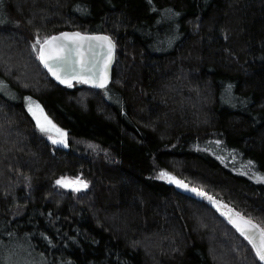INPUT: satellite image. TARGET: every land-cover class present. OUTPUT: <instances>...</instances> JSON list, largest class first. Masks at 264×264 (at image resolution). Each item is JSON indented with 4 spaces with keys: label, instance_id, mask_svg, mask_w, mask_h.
Masks as SVG:
<instances>
[{
    "label": "trees",
    "instance_id": "16d2710c",
    "mask_svg": "<svg viewBox=\"0 0 264 264\" xmlns=\"http://www.w3.org/2000/svg\"><path fill=\"white\" fill-rule=\"evenodd\" d=\"M63 30L113 37L108 87L49 76L31 45ZM0 77L69 138L53 144L0 92V264L10 250L36 264H263L217 204L156 174L264 227V182L206 148L264 173V0H0Z\"/></svg>",
    "mask_w": 264,
    "mask_h": 264
},
{
    "label": "snow or ice",
    "instance_id": "6c2138e0",
    "mask_svg": "<svg viewBox=\"0 0 264 264\" xmlns=\"http://www.w3.org/2000/svg\"><path fill=\"white\" fill-rule=\"evenodd\" d=\"M83 41L106 42L108 47V59L105 62L106 69L107 65L111 62V53L114 47L111 39L106 36H86L82 35L79 32H65L61 33L59 36L44 37L43 39H41L37 35V38L31 45V47L36 53L39 61L44 65L45 68L48 69L49 72L52 73L53 76H55L58 80H61V83H67L69 86H71V80L61 79V76L57 72V68L63 69L64 67L68 66V62L70 61L72 56L76 55L80 57L81 69L87 71L88 78H85V76L83 75V71L78 77L74 76L73 78H78L83 83H93L97 87L104 88L107 84L108 79L107 72L105 70L102 76L93 78V69L85 65L82 59V53L80 50L83 47V44L81 43ZM89 46H91L90 43ZM101 46H103V44ZM28 111L35 118L37 127L39 128L40 132L47 134L55 131L59 138L53 137L51 135H49L48 137L53 144H67V133L59 129L45 114H43V109L38 103H33L30 99ZM160 178L168 179L170 182H175L183 188L188 187L182 181L176 180L175 177H171L166 172H161ZM260 180L264 182V177H261ZM55 183L60 187L73 189L75 191H80L81 189H86L88 187V183L80 177H76L75 179L61 177L60 179H57ZM191 191L197 192V189L192 188ZM200 195H205V193L201 192ZM209 199L212 198L209 197ZM225 215H228L230 217L231 223L249 242L258 260L264 262V227H261L260 224L254 223L251 220H245L240 215V213H235V215L237 217H240L243 226L241 225V223H238L237 220L231 219V213H225Z\"/></svg>",
    "mask_w": 264,
    "mask_h": 264
},
{
    "label": "rangeland",
    "instance_id": "374dc122",
    "mask_svg": "<svg viewBox=\"0 0 264 264\" xmlns=\"http://www.w3.org/2000/svg\"><path fill=\"white\" fill-rule=\"evenodd\" d=\"M5 49H9L8 47H6ZM3 57V56H2ZM5 58V57H4ZM0 92L7 96L8 98L15 100V101H19L21 102L25 109L28 111L29 108V100L31 99V101L33 103H38L40 105V107L43 109V114H45L59 129L63 130L64 132H66L62 127H60L56 121L47 113L45 107L43 106L42 102L34 97L33 95L30 94H26V93H20L18 90H16L15 88H13L11 86V84L6 80L0 77ZM29 112V111H28ZM29 114L31 115V113L29 112ZM39 114V113H38ZM32 116V115H31ZM33 117V116H32ZM33 119L35 120V118L33 117ZM36 122V120H35ZM37 125V124H36ZM38 128V127H37ZM39 130V128H38ZM40 131V130H39ZM42 133V132H41ZM48 140H50L48 137L49 135L59 138L57 136V134L55 133V131H52L50 133H42ZM67 139V144L66 145H62V144H56V145H60V146H68V135L66 137ZM51 141V140H50ZM77 144L81 145L84 149L85 152H89V153H98V149L88 143L85 142H81V141H77ZM208 150H210L212 153H215V155L219 158L222 159V155L225 152H229L230 153V157L229 158L226 155V161H224V163L235 173L237 174H241L251 180H260L261 177H264V173H262L261 171L258 170L256 164L254 162H252L251 160L246 159L245 157H243L241 154L236 153L233 147H227L226 145H224L223 143L219 142L216 144H210L206 147ZM234 150V151H233ZM224 157V156H223ZM225 158V157H224ZM161 172H166L168 173L171 177H175L176 180L178 181H182L184 184H186L188 187L187 188H183L180 187L177 183L175 182H170L168 179H162L164 180L166 183L173 185L174 187H176L177 189H180L182 191L185 192H190L195 196L200 197L201 199L208 197L207 193H205V195L203 197H201L200 193L202 191L197 189V192H192L191 189L192 187L186 183L183 179H181L180 177H178L174 172L167 170V169H162L160 171L157 172L156 177L160 178V173ZM196 189V188H195ZM211 202L217 204V206L220 208L221 206H225L222 205L221 203H219L216 199H209ZM17 254L16 251L10 250L7 252L6 256L3 258L2 262H6V264H36L35 262L29 261V259L27 258H23L22 256H17L14 258L13 255Z\"/></svg>",
    "mask_w": 264,
    "mask_h": 264
},
{
    "label": "water",
    "instance_id": "95a60500",
    "mask_svg": "<svg viewBox=\"0 0 264 264\" xmlns=\"http://www.w3.org/2000/svg\"><path fill=\"white\" fill-rule=\"evenodd\" d=\"M65 32H67V33L79 32L82 35H86V36H106V37H109L111 39L114 47H113L112 53H111V62L107 65V68L105 69V62L108 59V47H107L106 42H101V41H92V42L83 41V42H81L83 44V47L80 50L82 53V59H83V62L85 65H87L88 67H91L93 69V72H94L93 78H97V77L102 76L106 70L108 79H107V84L104 88L97 87L93 83H83V82H81L80 79L73 78L74 76L78 77L82 71H83V75L85 76V78H88L87 71H84L81 69L80 57L76 56V55L72 56V58L68 62V66L64 67L63 69L57 68V72L61 76V79H70L71 85L76 84V83H82L84 85H87L89 87L96 88V89H105L106 87H108L111 84L112 79H113L114 64H115L116 54H117V44H116V41L113 39V37L110 34L105 33V32L88 33V32H82L79 30H63V31L55 33L51 36H59L61 33H65ZM51 36H49V37H51ZM89 43L91 44V46H89ZM102 44H103V46H101ZM42 66L46 70V72L49 74V76L57 84H59L63 87L69 86L67 83H61V80H58L55 76H53L52 73L49 72L48 69L45 68L43 64H42ZM203 196L204 195H201V197H203ZM220 210H221L224 218L227 220V222L240 234V232L237 230V228L231 223L230 217L228 215H225V213H231V219L237 220V222L241 223V225L243 226L240 217H237L235 215V213H239V212L236 211L234 208L229 207V206H221ZM240 215L245 220H251L252 222L257 223L254 220L242 215L241 213H240ZM262 263L264 264V262H262Z\"/></svg>",
    "mask_w": 264,
    "mask_h": 264
}]
</instances>
